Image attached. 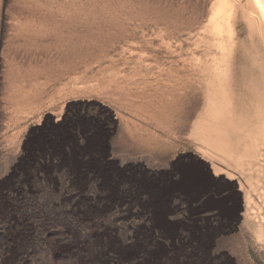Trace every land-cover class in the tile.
I'll return each mask as SVG.
<instances>
[{"label": "rangeland", "instance_id": "374dc122", "mask_svg": "<svg viewBox=\"0 0 264 264\" xmlns=\"http://www.w3.org/2000/svg\"><path fill=\"white\" fill-rule=\"evenodd\" d=\"M0 202L3 264H264L262 9L0 0Z\"/></svg>", "mask_w": 264, "mask_h": 264}, {"label": "bare ground", "instance_id": "6f19581e", "mask_svg": "<svg viewBox=\"0 0 264 264\" xmlns=\"http://www.w3.org/2000/svg\"><path fill=\"white\" fill-rule=\"evenodd\" d=\"M255 2H256V4L260 7V9H262V11H263V13H264V0H254ZM231 72V68H228V70H227V72L226 73H223V74H225V75H228L229 73ZM222 84V83H221ZM187 92V91H186ZM186 102V101H185ZM185 119V118H184ZM185 122V121H184ZM186 122H187V120H186ZM185 122V123H186ZM186 129H187V124H186ZM217 128L215 127V132H216V136L217 137H221V139L220 138H218L219 139V141H222L224 144H223V146H225V148L227 149V148H233V146H234V144H232V141H231V138H230V136L229 135H227V134H219L218 133V131L216 130ZM222 135V136H221ZM257 140V139H256ZM246 148V147H245ZM61 153L59 152V153H50L49 152V161L50 160H53L54 158H58V156L61 158ZM249 157V156H248ZM63 159V158H62ZM52 163V162H51ZM66 163V162H65ZM50 164V163H49ZM62 164V163H61ZM59 164H56V165H54V166H58ZM251 197H249V202H251ZM27 202V201H26ZM32 204V203H31ZM40 204V203H39ZM7 205V204H6ZM42 205V204H41ZM20 206V205H19ZM43 206V205H42ZM41 206V207H42ZM29 207V206H28ZM35 207H37V206H35ZM64 207V206H63ZM8 208V207H7ZM12 208V207H11ZM27 208V207H26ZM38 208V207H37ZM28 209V208H27ZM15 210H16V208H15ZM21 210V209H20ZM34 210V209H33ZM43 210V209H42ZM57 210V209H56ZM32 211V210H31ZM44 211V210H43ZM42 211V212H43ZM61 211V210H60ZM57 212V211H56ZM45 213V212H44ZM10 214H11V211H10ZM34 215V214H33ZM64 215V214H63ZM31 216V215H30ZM43 216V215H42ZM69 216V215H68ZM35 217V216H34ZM37 217V216H36ZM16 219V218H15ZM64 219V218H63ZM68 219V218H67ZM70 219H71V217H70ZM76 219V218H75ZM65 220V219H64ZM19 230V229H18ZM35 231V230H34ZM30 233V232H29ZM21 235V234H20ZM45 236H47V235H45ZM17 237V236H16ZM23 237V236H22ZM65 237V236H64ZM25 238V237H24ZM45 238V237H44ZM16 239V238H15ZM17 240V239H16ZM30 240V239H29ZM47 240V239H46ZM61 241V240H60ZM18 242V241H17ZM43 242V241H42ZM54 242V241H53ZM52 242V243H53ZM30 243V242H29ZM22 244V243H21ZM42 244H44V243H42ZM45 244H47V242L45 241ZM56 244V243H55ZM20 245V244H19ZM22 245H24V244H22ZM21 245V246H22ZM49 245V244H48ZM72 245H73V243H72ZM75 245V244H74ZM73 245V246H74ZM85 245H87V244H85ZM93 245V244H92ZM20 246V247H21ZM25 246H27V245H25ZM77 246V245H76ZM80 246V245H79ZM38 247V246H37ZM49 247H50V245H49ZM97 247V246H96ZM33 248V247H32ZM40 248H41V246H40ZM44 248V247H43ZM43 248H41V249H43ZM76 248V247H75ZM80 248V247H79ZM81 248H83V246H82V244H81ZM95 248V247H94ZM39 249V248H38ZM46 249V248H45ZM45 249H43V251L45 250ZM48 249V248H47ZM76 250V249H75ZM82 250H84V249H82ZM39 251V250H38ZM50 251V250H49ZM78 251V250H77ZM71 252V251H70ZM75 252V251H74ZM88 252V251H87ZM93 252V251H92ZM41 253V252H40ZM82 253V252H81ZM96 253V252H95ZM32 254V253H31ZM42 254V253H41ZM90 254H91V252H90ZM30 255V254H29ZM51 255V254H50ZM4 253H1L0 254V261H3L2 259L4 258ZM53 256V255H52ZM72 256V255H71ZM76 256V255H75ZM91 256V255H90ZM27 256H26V253H25V251L24 250H22V249H20L19 247L17 248V249H15V251L14 252H12V257H11V262L12 261H14L13 259H23L22 260V263H24V261H25V258H26ZM46 258H48V256L46 255ZM88 258V257H87ZM92 258V257H91ZM51 259V258H50ZM4 260H5V258H4ZM51 261V260H50ZM85 261V260H84ZM52 264V263H51Z\"/></svg>", "mask_w": 264, "mask_h": 264}, {"label": "snow or ice", "instance_id": "6c2138e0", "mask_svg": "<svg viewBox=\"0 0 264 264\" xmlns=\"http://www.w3.org/2000/svg\"><path fill=\"white\" fill-rule=\"evenodd\" d=\"M5 210L3 202H0V237H3L5 235L4 226L5 224L11 225L12 227H16L15 222L11 220V216H5ZM78 220H80L79 217H77ZM88 217L85 216L83 220L80 222L83 224L84 230L88 231L91 228V225L87 223ZM23 221H21L20 228H23ZM187 239V237H185ZM7 247V244L0 242V252H3V250ZM153 251L149 247H145L143 254L141 256V259L138 261V264H154V261L152 259ZM0 264H3V261H0Z\"/></svg>", "mask_w": 264, "mask_h": 264}]
</instances>
